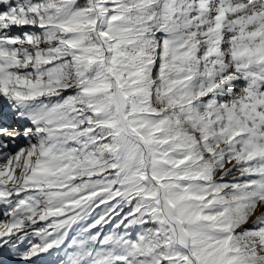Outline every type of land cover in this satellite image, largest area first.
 <instances>
[{
	"label": "snow or ice",
	"instance_id": "obj_1",
	"mask_svg": "<svg viewBox=\"0 0 264 264\" xmlns=\"http://www.w3.org/2000/svg\"><path fill=\"white\" fill-rule=\"evenodd\" d=\"M0 264H264V0H0Z\"/></svg>",
	"mask_w": 264,
	"mask_h": 264
}]
</instances>
